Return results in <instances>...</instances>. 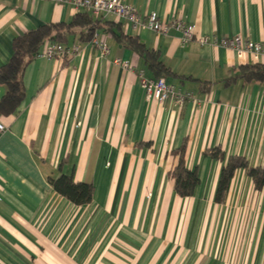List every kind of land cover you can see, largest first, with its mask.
Here are the masks:
<instances>
[{"label":"crops","instance_id":"1","mask_svg":"<svg viewBox=\"0 0 264 264\" xmlns=\"http://www.w3.org/2000/svg\"><path fill=\"white\" fill-rule=\"evenodd\" d=\"M146 18L195 26L183 43L171 29L134 30L101 16L103 56L70 36L81 52L66 60L34 57L24 70V101L0 115V264H264V189L237 169L222 202L217 187L230 156L264 165V84L237 73L251 54L199 39L242 36L264 43V0H123ZM54 0H0V67L16 37L79 12ZM116 32L137 36L171 69L166 81L193 99L149 101L136 70L155 78L144 58ZM116 59L135 68H124ZM6 87L0 85V99ZM199 183L175 190L176 153ZM223 157L216 158V148ZM62 174L91 183L77 205L50 182Z\"/></svg>","mask_w":264,"mask_h":264},{"label":"trees","instance_id":"2","mask_svg":"<svg viewBox=\"0 0 264 264\" xmlns=\"http://www.w3.org/2000/svg\"><path fill=\"white\" fill-rule=\"evenodd\" d=\"M110 22L102 23L91 12L83 11L75 15L69 23L45 24L36 29L23 33L14 40V52L11 59L0 67V85L6 87V93L0 99V115L14 114L24 101V70L27 64L36 57L43 48L50 43L68 45L70 36L79 35L82 41H91L95 32L101 27L111 25ZM106 30L108 28L105 27ZM120 42L139 53L154 72L155 78L166 77L171 69L162 61L158 51L144 45L137 36L116 32ZM66 60V59H65ZM238 77L245 82H259L264 84V63L256 62L244 64L239 67ZM186 146L183 145L176 151L179 161L172 176L175 180V190L181 196H191L199 176L196 170L186 166ZM216 158L223 157L222 150L216 148ZM243 168L252 178L256 189H264V165L251 166L242 156H230L222 168L216 199L225 200L230 183L237 169ZM54 189L77 205L87 204L92 200L94 187L91 183L75 182L72 175L62 174L57 178H50Z\"/></svg>","mask_w":264,"mask_h":264},{"label":"built area","instance_id":"3","mask_svg":"<svg viewBox=\"0 0 264 264\" xmlns=\"http://www.w3.org/2000/svg\"><path fill=\"white\" fill-rule=\"evenodd\" d=\"M60 4H70L75 9H84L96 18L104 15L112 14L117 18L124 19L134 30L151 29L157 33H168L171 29L181 33L183 43L195 40V26L187 24L181 19L171 21L161 20L156 12H152L146 18L142 17L137 9L132 5L126 4L123 0H54ZM91 43L101 49L103 56H107L110 52L108 45L100 39L99 33L96 31L91 39ZM202 45L215 43L220 46L235 50L239 55L251 54L256 61L264 57V43L247 40L242 36H234L217 38L211 36H203L199 39ZM81 47L79 44L65 45L50 43L47 44L37 56L47 58H59L65 60L73 55L79 54ZM117 64H121L124 68L134 70L129 62L116 59ZM140 84L146 92L147 100H156L164 102L167 99H173L177 104L182 105L187 100L193 99L192 92H182L175 85L170 84L164 77L151 78L148 77L144 69L136 70ZM5 125L0 122V133L5 131Z\"/></svg>","mask_w":264,"mask_h":264}]
</instances>
